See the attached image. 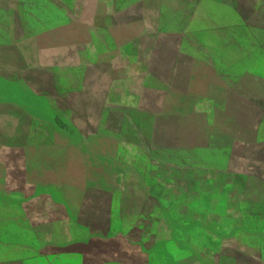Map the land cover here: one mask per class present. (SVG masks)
<instances>
[{"label": "rangeland", "instance_id": "1", "mask_svg": "<svg viewBox=\"0 0 264 264\" xmlns=\"http://www.w3.org/2000/svg\"><path fill=\"white\" fill-rule=\"evenodd\" d=\"M182 51L198 59L188 83L181 61L175 92ZM240 75V93L264 103V0H0V169L26 164L49 186L30 215L51 202L62 214L29 216L47 231L36 241L13 227L14 189H0V264H264V122L237 114L259 143L230 142L232 163L214 132L224 123L194 108ZM220 99L221 114L250 106ZM129 103L147 114L130 118ZM178 131L196 148L175 150ZM188 157L251 179H195Z\"/></svg>", "mask_w": 264, "mask_h": 264}, {"label": "crops", "instance_id": "2", "mask_svg": "<svg viewBox=\"0 0 264 264\" xmlns=\"http://www.w3.org/2000/svg\"><path fill=\"white\" fill-rule=\"evenodd\" d=\"M197 59L198 58H196L195 54H192V53H188L187 52V53H178L177 54V59L175 61V92L179 91L177 86H179L178 83H179V80H180V78H179L180 69L179 68L182 65L181 61L185 60V62H186V66H185L186 68L184 69V75H185L184 79H188V81H187V83H188L190 78H191L192 72H193L194 63H195V61ZM238 78H239L238 81L235 78L233 80H230V79H226L225 80V82L227 83V87L224 90V93H225L224 95H226V96H224L223 98L220 99L219 97H212L210 95V97H207L204 100H201L200 103H198L194 107L196 113H198L200 115L209 114L210 117L212 115L211 118H213V119L214 118L215 119L218 118L220 122L224 123L221 126H216L214 132L219 133V136H220L222 142L226 143V144H221L220 147H218V150H220L221 152H225L224 154H226V156L228 155V152H231V150H232V147L229 146L228 144L230 142H235V143L238 142V143H240V140L245 137V134H242L241 132H238V130H237L238 127L236 128V125L238 124V122H237V118L238 117H235L233 120H231L229 118L231 121L229 119H227L226 117H224V114H221V112H222L221 109L222 108L216 106L219 103H216L215 101H218L220 99V100H222L220 102L224 103L225 106L228 107V104L231 102V100L234 97L237 98V99H242L243 100V98H242L243 94L240 93V92H242L243 89L239 88V87H240L241 83L242 84L245 83L244 76L240 75ZM182 82H183V80H182ZM185 82H186V80H185ZM185 82L183 84H185ZM161 84H162V82H161ZM251 84H253V83H251ZM180 85H182V83ZM186 92H187V89H186V91H182L181 94L185 95ZM253 93H254V91H253ZM256 94H258V92H256ZM244 100H247L248 103H250L251 106L254 105L253 104L254 103V99L252 97L249 100L248 99H244ZM209 101L212 102L213 104L209 103ZM209 104H211L212 106H210ZM105 108H107V109H109V108L115 109L116 106H110V104H109ZM123 108H128L129 110H131V109L141 110V108L136 107V106H131V104L130 105L126 104V105L123 106ZM233 124H235L234 125L235 128H234ZM209 127H210V124L208 125L206 123V125L204 127L205 131L210 130ZM257 129H258V127L256 128V130ZM31 133L34 134V130ZM256 133H257V131H256ZM256 133H255L254 137H252L250 139L253 140L254 138H256ZM247 139H249V138H247ZM155 145L157 146L158 144H155ZM250 145L251 146L252 145L256 146V144H253V143H251ZM192 147H193V149L196 148L194 146H192ZM192 147H189V149H191ZM179 149H181V148H178V150ZM3 151L5 152L6 150H3ZM3 151H1V154H3ZM9 151L16 152L17 150L12 149V150H9ZM24 151H25L24 149L18 150V152L21 153V154H23ZM233 154H234V152L230 153V156H233V157H231V159H230L231 161L230 162H232V160L234 161V163L235 162H239V160L241 161V157H240V159H238L239 157L236 158V157H234ZM23 165L24 166H18L17 168L12 169V171L9 174L4 175V176H3V171L0 169V189H5V188L7 189V187L12 188V190L14 189L11 201L13 202V205L15 207L14 208L12 207L13 208L12 209V216H17V218H14V217L12 218V221H13V224H14L13 227H15V228L17 227L18 228V225L20 223L22 228H26V229L28 228L29 232L27 234H25V235H27L29 237H34L36 239V241H39L40 240L39 238H44L46 236V232H47L46 228L43 229V230L36 231V229H38V228H34V225L32 224V221H30L29 216H62V214H61V211H59L60 212L59 214H56L53 211V209H52L53 207L52 206L53 205L54 206L57 205V203L51 202V204H53V205L45 210L46 213H41L40 211H34L30 215V213L27 210V207H30V206L34 207L35 205L46 204V198H44V197H36V196L31 195V194L33 193L34 190H38L40 188H47L49 186L48 185L47 186L35 185V184L30 183V181L28 180L30 168L28 166H26V164H23ZM233 166L234 165H230L229 167L227 166V170L228 171L223 170L221 167L220 168H218V167L217 168L208 167L207 169H208V171L210 173L211 172H215V173H223V174H226V175H228L227 173H229V172L230 173H239L240 172L237 175L238 178H243L244 176H247V179H251V178H249L250 175L246 174L247 172L249 173L248 170L244 171V168L243 169L242 168L239 169V167L236 166L237 167L236 168L235 166L234 167ZM234 176L236 177V175H234ZM234 176H233V178H234ZM235 180H236V178H235ZM180 187H181L180 184L175 186V188H180ZM240 189H241V186H240ZM180 193L181 192H179V194ZM240 194H242V193L239 191V195ZM35 207H37V206H35ZM28 224H30V226H28ZM48 235H50V230L49 229H48ZM29 240H30V238H29ZM28 243H29V241H28ZM13 245L12 246L10 245L11 249H17L18 248L17 250H20L22 248L21 244H19V243H14ZM28 245H29V247L32 246L30 244H28ZM2 247H3V245H2ZM14 247H16V248H14ZM37 248H38V251H40L41 247H37ZM28 250L33 251L31 249H28Z\"/></svg>", "mask_w": 264, "mask_h": 264}, {"label": "trees", "instance_id": "3", "mask_svg": "<svg viewBox=\"0 0 264 264\" xmlns=\"http://www.w3.org/2000/svg\"><path fill=\"white\" fill-rule=\"evenodd\" d=\"M242 98L243 99H250L248 96H246V95H242ZM261 102H256L255 100H254V105H250V106H244V104L243 103H237L235 106H231V104H230V106H229V114H227V113H225L224 114V117H226L227 119H231V120H233L235 117H238V115H240V113H243V112H245L244 114H246V112H248V114H249V121L250 122H252L253 123V119H255L256 117V121L255 122H257L258 121V119H260L261 117H263V115H264V103H261ZM228 108V107H227ZM123 109V111H125V112H127L128 114H131V116H130V118L132 117V115H133V113L132 112H137V113H139L140 115H144V114H147L146 113V111L145 110H143V109H141V110H133V109H131V110H129L128 108H122ZM126 113V114H127ZM136 113V114H137ZM238 114V115H237ZM237 115V116H236ZM125 116H127V115H125ZM126 118V117H125ZM229 119V120H230ZM230 120V121H231ZM126 121H127V123H129V122H132L133 120H129L128 121V119L126 118ZM254 122V123H255ZM133 123H136V122H133ZM137 124V123H136ZM179 125H182L181 123L179 124ZM140 127V126H139ZM137 129V127L135 126L134 127V129H133V132H134V134L137 132V131H135ZM177 130V129H176ZM140 133L141 132H143V133H145V131L144 130H141V128H139V130H138ZM175 134L177 135L176 137V140L177 141H175V149L176 150H178V148H181V149H179V150H185L186 148H189V147H192V146H195V145H192V144H189V143H192L191 141H187L186 142V140H183V139H181L180 138V136H179V134H181L179 131L178 132H175ZM147 137H148V140H150L148 143H146V146H147V149H151V148H153L154 146H155V144H156V141H154L153 139H151V138H149L150 136L147 134ZM245 138H248V136H245ZM145 140H146V138H145ZM184 143H186V144H184ZM130 146V145H129ZM157 146H159V145H157ZM196 146H197V144H196ZM130 148L131 149H133L131 146H130ZM130 148H128V149H130ZM147 155V154H146ZM148 157V156H147ZM188 161L191 163V161H193L192 163H193V165H194V163H195V167H192V168H187L185 171L186 172H188V173H190L191 175H193L194 177H195V179L197 178H202V177H204L205 175H207L208 173H210L209 171H208V169L207 168H198L197 166H196V163L197 162H194V159L193 158H191L190 159V157H188ZM180 168L179 167H175V170H179ZM253 170V169H252ZM200 171L202 172V176L200 175ZM251 171V170H250ZM254 172V171H253ZM246 173V172H245ZM223 174V173H222ZM246 174H249L248 172L246 173ZM229 175V174H228ZM234 175V174H233ZM254 175H256V174H254ZM210 177V176H209ZM234 178H238L237 177V175H236V177L234 176ZM205 184H207V183H205ZM190 194V192H186L185 193V195L187 196V195H189Z\"/></svg>", "mask_w": 264, "mask_h": 264}, {"label": "water", "instance_id": "4", "mask_svg": "<svg viewBox=\"0 0 264 264\" xmlns=\"http://www.w3.org/2000/svg\"><path fill=\"white\" fill-rule=\"evenodd\" d=\"M180 53H187V52L186 51H182ZM256 118L253 119L254 120L253 122L256 121ZM263 122H264V115H263V117H261L260 119H258V121L256 123L258 124V126H260V125H262ZM240 143L243 144V145H245V144H249L250 145L251 143L258 144L259 143V140H258L257 136L253 140L252 139L243 138V139L240 140Z\"/></svg>", "mask_w": 264, "mask_h": 264}]
</instances>
